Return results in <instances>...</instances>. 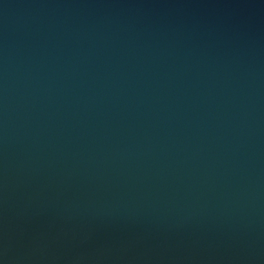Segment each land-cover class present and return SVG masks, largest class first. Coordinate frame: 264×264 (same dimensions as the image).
Listing matches in <instances>:
<instances>
[{"label":"water","instance_id":"water-1","mask_svg":"<svg viewBox=\"0 0 264 264\" xmlns=\"http://www.w3.org/2000/svg\"><path fill=\"white\" fill-rule=\"evenodd\" d=\"M0 264H264V0H0Z\"/></svg>","mask_w":264,"mask_h":264}]
</instances>
